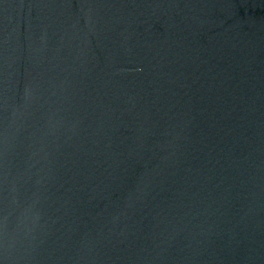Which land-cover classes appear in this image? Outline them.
<instances>
[{"label":"water","instance_id":"water-1","mask_svg":"<svg viewBox=\"0 0 264 264\" xmlns=\"http://www.w3.org/2000/svg\"><path fill=\"white\" fill-rule=\"evenodd\" d=\"M0 264H264V0H0Z\"/></svg>","mask_w":264,"mask_h":264}]
</instances>
